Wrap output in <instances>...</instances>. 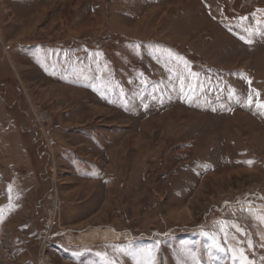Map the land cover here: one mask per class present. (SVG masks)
I'll return each instance as SVG.
<instances>
[{
    "label": "rangeland",
    "instance_id": "obj_1",
    "mask_svg": "<svg viewBox=\"0 0 264 264\" xmlns=\"http://www.w3.org/2000/svg\"><path fill=\"white\" fill-rule=\"evenodd\" d=\"M262 103L264 0H0V264H264Z\"/></svg>",
    "mask_w": 264,
    "mask_h": 264
},
{
    "label": "snow or ice",
    "instance_id": "obj_2",
    "mask_svg": "<svg viewBox=\"0 0 264 264\" xmlns=\"http://www.w3.org/2000/svg\"><path fill=\"white\" fill-rule=\"evenodd\" d=\"M241 39H243V37H241ZM248 42H250V41H248ZM257 95H259V94L257 93ZM258 107H260V108H264V103L259 104Z\"/></svg>",
    "mask_w": 264,
    "mask_h": 264
},
{
    "label": "bare ground",
    "instance_id": "obj_3",
    "mask_svg": "<svg viewBox=\"0 0 264 264\" xmlns=\"http://www.w3.org/2000/svg\"><path fill=\"white\" fill-rule=\"evenodd\" d=\"M105 233V232H104ZM105 235V234H104ZM90 238H95L93 234L89 235Z\"/></svg>",
    "mask_w": 264,
    "mask_h": 264
}]
</instances>
